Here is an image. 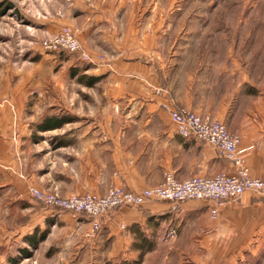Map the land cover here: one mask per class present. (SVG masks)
<instances>
[{"label": "crops", "instance_id": "obj_1", "mask_svg": "<svg viewBox=\"0 0 264 264\" xmlns=\"http://www.w3.org/2000/svg\"><path fill=\"white\" fill-rule=\"evenodd\" d=\"M246 8L237 9L241 16L233 31L220 30L205 39L203 53L200 39L190 35L196 28H188V37L181 38L151 19L117 26L78 23L75 34L94 65L85 67L78 60L74 67L73 60L64 64L101 81L79 87L89 95L85 100L77 90L62 88L76 95H66L67 102L89 101L95 115L88 120L89 129L62 134L55 150L64 152L70 170L69 189H61L64 197L105 196L115 188L140 192L160 185L169 172L179 181L235 172L212 145L181 138L170 109L223 123L240 137L251 176L264 178V0L252 6L251 17H244L243 10H250ZM213 206L210 201H152L138 208L121 207L102 219L94 239L87 238L92 226L87 216L39 213L30 216L23 227L28 230L18 231L17 238L25 237L24 244L36 249L32 264H179L162 260L167 253L163 241L177 237H166L170 227L182 234L191 225L197 236L219 238L225 246L236 247L235 253H245L246 247L264 252V194L246 192L219 209L216 219L210 214ZM37 224L40 231H32Z\"/></svg>", "mask_w": 264, "mask_h": 264}, {"label": "rangeland", "instance_id": "obj_2", "mask_svg": "<svg viewBox=\"0 0 264 264\" xmlns=\"http://www.w3.org/2000/svg\"><path fill=\"white\" fill-rule=\"evenodd\" d=\"M257 2L258 0H0L2 264L33 263V258L37 256L36 249L24 244L25 237L17 238V232L28 230L23 227L28 225L30 216L62 211L38 202L30 195V188L64 197L61 189H69L66 179L70 176V170H67L69 165L64 152L55 150L61 144L62 134L71 129H89L88 120L95 116L89 101L88 104L83 100L71 104L65 96L76 95L62 92L63 87H69L68 92L77 90L80 99L89 97L80 91L82 84L74 78L73 67L75 60L85 63V67L94 65L93 62L80 60L77 55L65 52L46 51L43 43L65 27L71 28L75 33L76 26L81 21L117 26L141 18L151 19L159 24L157 27L167 28L170 35L172 32L174 36L178 33L181 38L188 37V28H196L197 32H191L190 35H196L200 39L199 52L203 53L206 38H214L220 30L223 33L233 31L237 18L241 16L237 9L249 8L250 10H243L244 17H251L252 6ZM205 29L207 34L203 35ZM69 60H73V67L65 66L64 62ZM80 69L77 68L78 71ZM57 121L72 124L64 125L61 130H52V124ZM32 178L41 184H47L49 188L42 189L30 184L29 180ZM37 225L39 226L32 231H40L41 226ZM191 228L194 227L189 226L185 233H178L173 240L164 239L167 253L168 248H172V253H165L162 260L179 264H264V252L252 253L251 248L246 247L245 253H235L236 247L225 246L219 238H205L204 233L197 236ZM148 242L150 247L155 245L154 238L148 239ZM193 246L195 250L192 249Z\"/></svg>", "mask_w": 264, "mask_h": 264}, {"label": "built area", "instance_id": "obj_3", "mask_svg": "<svg viewBox=\"0 0 264 264\" xmlns=\"http://www.w3.org/2000/svg\"><path fill=\"white\" fill-rule=\"evenodd\" d=\"M43 48L49 52H65L77 55L80 60L92 61L90 55L82 48L74 31L68 27L45 41ZM168 114L181 138L194 139L212 145L226 161L235 167V172L219 173L213 178L197 176L184 181H179L173 172H169L165 175L164 181L156 187L143 189L140 192L115 188L105 196L84 194L61 197L58 194L44 193L36 188H30V195L49 208L87 216L92 225L87 238L94 239L102 228V219L121 207L138 208L152 201L173 204L210 201L214 204L210 214L213 219H216L219 209L225 207L230 201L238 200L246 192L264 194V178L251 176L243 151L240 149L239 136L231 134L223 123L210 116L173 109L168 110ZM177 234V228L172 226L167 230L166 237L173 239Z\"/></svg>", "mask_w": 264, "mask_h": 264}, {"label": "trees", "instance_id": "obj_4", "mask_svg": "<svg viewBox=\"0 0 264 264\" xmlns=\"http://www.w3.org/2000/svg\"><path fill=\"white\" fill-rule=\"evenodd\" d=\"M73 76H74V78L78 79V82L80 84L87 86V87H94L101 81L100 77L79 75V72L77 69H75L73 71ZM53 124H52L51 128H60V126H62V123H59L58 121L56 123H53ZM44 238L45 237L43 236L42 239H44ZM142 258H143V255H141V259L139 261H141Z\"/></svg>", "mask_w": 264, "mask_h": 264}]
</instances>
